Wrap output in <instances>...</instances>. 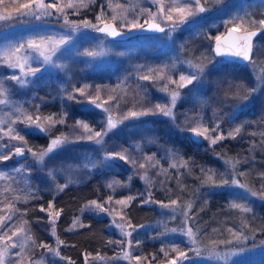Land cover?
I'll use <instances>...</instances> for the list:
<instances>
[{"label": "rangeland", "instance_id": "rangeland-1", "mask_svg": "<svg viewBox=\"0 0 264 264\" xmlns=\"http://www.w3.org/2000/svg\"><path fill=\"white\" fill-rule=\"evenodd\" d=\"M208 1L201 0V5L206 8L205 12H198L196 15L188 17L183 23H178L179 16L173 13V21H177L174 29L170 28L160 34H138L123 40L109 39L106 35L95 31L91 27H70L66 24L64 16L59 14L43 17L39 20L31 17H24L19 20H0V55L11 46L38 36L51 37L56 42L60 41L61 37H63L66 41V43L58 45V51L52 56L51 63H45L43 57L36 52L29 53V65L33 69H40L35 76H22L19 68H10L0 59V65H3L5 69V76H1L0 73V88L4 89V94L0 95V99L6 101V103L0 104V129H2L0 131V137H2L0 139V154L7 153L11 157L9 160H6V163H3L4 160H0V172L4 174L3 178H0V217H6L9 214L13 215L12 221H8L4 230H8L9 227H11V231H15L18 227L29 228L19 217L15 203L17 200L23 199L22 197L28 192L27 189H29L31 182H35L39 189L53 194L60 187L85 180L90 171L95 167L106 169L108 174H106L105 179L116 187L114 189L113 187L112 189L110 188L111 190L108 189L102 199L93 200L103 203L109 196H112L113 200L139 197L140 199L142 198L144 204L162 209L160 214H166L167 220L173 218L175 212L172 211V207L175 206L162 208L160 203L151 194L157 186L158 178L156 172L151 169L153 168V162L148 163L145 160V157L153 154L152 151L156 145L154 138L161 136L160 133H168L162 128L163 122L173 127L175 124L182 125L181 123L184 122L187 125L188 123H194L192 127L198 123L207 126L209 129L218 126L217 132L213 133V136L224 135L225 133V127L219 120L211 121L205 116L198 117L197 113L189 110L188 105L178 111L176 108L179 105L178 100L180 96L188 89H193L195 90L193 91V96L198 98L200 95H195L196 90L199 92L208 89L212 81L216 83L220 79L231 78V80H237L239 88L237 96L233 97L232 102L224 105V110L229 114L227 116L229 119H233L234 115L239 111L253 107L255 103L264 102V88L252 93L248 100L242 99L243 96L249 94L248 89L254 86V78L260 79L261 76H264V33H261V38L256 37L253 41L255 62L253 64L245 63L244 68L232 69L230 72H226L227 74L223 71L221 73L215 65L220 63V61L222 62L224 58L213 55L211 50V43L214 41V37L223 34L227 29L226 22L232 17L248 14L257 20L264 18V0H219L217 3L218 8L215 11L209 10L206 4ZM24 2H27V0H19L17 4L11 5L0 4V14H14L16 6ZM46 2H49V0H46ZM60 2L68 3L69 0H60ZM85 2L88 4V7H80L78 9L68 8L65 10L67 20L72 22L73 25H80L83 21L88 20L92 24L100 26L102 23L98 22L96 17L102 12L107 18L106 22L112 21L111 16L114 14L112 7L119 4L126 9V12H122V9L117 8L116 13H121V18L112 22L121 30H129L132 28L129 21L135 20L139 24H144L145 20L149 18L146 10H150L151 12L157 11V5L152 0H85ZM110 4L112 7L109 6ZM92 5L94 7L91 16H80V11ZM192 7L195 10L194 0ZM260 11V16H255ZM124 15H126V19L123 18ZM208 15L210 17V26L207 28V33L204 36L201 34L202 32L198 33L197 31H199L200 23ZM157 21L161 25L166 26L167 24H173V21L161 20L159 17ZM228 27H231V25H228ZM251 28L253 27H249L248 29L251 30ZM203 36L207 37L206 40L208 41L204 46L200 45L202 44L201 38ZM199 38L200 41L196 42ZM177 39H180V47L178 49L175 45L177 44ZM195 42L196 46L194 45ZM186 47L187 50L183 53ZM89 53H95V55H89ZM201 63L206 65L203 74L197 73L193 67V65ZM25 70L27 71V68ZM190 74H197L199 78L185 88H178L177 84L169 83V78L179 81L180 75L187 76ZM149 75H152V77ZM12 76L21 77L23 82L19 83L12 80ZM144 76H149V79H142ZM35 79L40 80L35 94L38 96L39 103L46 102L48 99L47 94L52 95L53 89L63 93L60 94V97H65L63 101L65 107L56 114L57 117L62 116L64 123L59 124L58 134L51 135L48 133L51 135L49 143L51 138L60 137L62 133L72 141L50 154L43 162H37L27 151L23 156H15V147L13 146H20V143L3 135L10 126L16 129V125L21 123L20 121L25 116L31 115L33 118L39 116V114H35L32 110L31 113L23 112V100L21 101L14 97L13 92L11 93V89L7 86V82L11 80L13 85H16V88L21 90L32 83L34 84ZM135 79H138L137 82L142 86L141 88L146 92L145 94L140 91L136 92V88L132 91L133 98L117 96L115 98L107 97L102 99L99 97L97 101L98 103H103L105 107L111 110L113 120L117 122L116 127L103 137V144H96L93 140L87 139V133L82 129L74 127L77 121H84L94 131L101 130L102 122L106 121L108 114L103 112L102 109L92 107L88 103V99H86V96L95 99L99 82L107 84L113 81L112 85L126 89ZM115 82L118 83L115 84ZM135 85L133 84V86ZM165 85H167V92L161 91ZM257 87L259 86L257 85ZM81 88L86 89V96H81L77 91V89ZM174 90L179 91L180 95L177 98L175 106L172 108V117L159 114L146 115L139 118L124 119L122 123L118 122L130 110L142 111L154 108L156 104H168L170 99L169 93ZM70 94L75 99L69 100L68 96ZM127 94L129 95L128 92ZM78 101H82L83 103H78ZM177 115L179 116L177 117ZM193 117L198 118L193 120ZM177 119L179 120L178 124L176 122ZM13 121H15L14 124L12 123ZM20 127L32 133L42 134L34 129H26L24 123H21ZM170 128L173 129L172 127ZM188 133L191 138L198 140V142L211 144L208 140L196 138L189 130ZM81 136L84 138L80 139L79 137ZM47 146L33 151H42ZM8 150L10 151L7 152ZM121 150L136 159L138 164L145 163L148 176L152 180L151 185L142 179L145 169L125 164L124 161L120 160L105 159L108 152H118ZM170 161L168 160V162ZM157 162L159 163L158 160ZM25 164L28 165V168ZM173 164L172 168H174ZM154 165L156 166V164ZM123 168L127 169L128 172L122 177L121 170ZM233 178H235L234 175H231L227 179L231 180ZM222 188H225L227 192L229 191L228 195L231 199H235L238 194L239 197L245 193L244 189L236 186H223ZM251 197V199L258 203L262 202L258 199V195H251ZM90 201L80 207L79 213L75 217H72L70 228L73 229L80 226V215L82 213H91L95 216L107 218L108 227L116 235L114 238V251L110 254H90V264H130L129 260L122 258L123 252H121V248L116 243V241L124 240L125 237L120 235L118 229L110 226L113 216H109L106 213L97 214L87 210L81 211ZM9 204L14 206L11 210L8 208ZM192 204L193 202L191 201V206ZM105 207L115 208L116 211L113 215L117 219L121 215L124 216V208L121 210L120 205L110 203L106 204ZM248 207L250 208V204ZM181 210L188 209L185 207ZM54 211L53 209H48V207L45 209V218L39 227L41 230L46 231L48 238L47 240L37 242V244L43 242L59 250L61 244L58 245L56 243L57 234L55 236L51 234V225L48 219L49 212ZM202 211H204V207L200 202V205L197 206V212ZM124 218L125 221H128L125 216ZM183 219L181 215L177 224H172L170 221L171 223H168V225L164 224L165 221L163 219L157 222L142 224L143 227L132 224L133 226H137L133 235L128 238L132 240V247L130 249L126 247L125 251L130 250L133 255H141L139 254V244L136 241L140 242L143 239H148L163 243H160V255L157 256L152 253L141 255L142 257H148L151 260V264H168L169 259L177 256V252L172 251L173 247H176L178 251L187 253L188 258L179 261V264H264V243L259 244L256 240L248 242L242 240L239 244L233 242V244L218 246V251L222 253L230 252L231 255L227 259L209 258L206 249L210 245L202 247L196 243L193 244L187 236L180 234V229L191 227V223H189L191 221L185 225L182 223ZM12 225H15V227H12ZM191 228L194 230L193 227ZM172 229H177V232L173 233ZM128 230L131 231V229ZM11 231L8 232L9 235H11ZM28 234L33 236L31 232ZM0 235H3V230H0ZM176 238L186 240L188 245H172ZM13 239L15 240L16 238L14 237ZM0 247H3L2 243H0ZM161 249L164 251L162 252ZM196 249L200 250L199 254ZM17 251L20 250L12 249L10 255L15 258L14 254ZM164 252L168 253L167 257H165ZM41 254H43L44 264H69V261H73L65 256L67 259H61L60 257H63L62 254L56 256L51 252H47L44 248L33 247L30 241L22 256L25 257V264H28L29 257L32 260H38L41 258ZM97 254L103 257V259L92 260V257L97 256ZM85 255L87 254L83 255L82 264H84ZM116 256H120L121 258L113 259ZM153 257L155 259H152ZM131 264H136V262L131 261ZM141 264H148V262L142 260Z\"/></svg>", "mask_w": 264, "mask_h": 264}, {"label": "trees", "instance_id": "trees-1", "mask_svg": "<svg viewBox=\"0 0 264 264\" xmlns=\"http://www.w3.org/2000/svg\"><path fill=\"white\" fill-rule=\"evenodd\" d=\"M18 1L4 0V4H17ZM217 3V0L206 2L209 10L212 11L218 8ZM93 7L94 5L80 11V16H91ZM260 13L261 11L256 13L255 16H260ZM209 19L208 15L200 23L198 33L202 32L201 34L206 35L207 28L210 26ZM204 36L201 38L202 44H200L203 46L208 42L206 40L207 37ZM260 36L261 34L257 38H261ZM179 40L177 39V44H175L177 49L180 47ZM198 41H200V38L196 42ZM187 47L183 50V53L187 50ZM246 64L231 60L223 68L221 67V61L215 65L221 73L222 71L226 73L235 68H244ZM4 72V66L0 65L1 76H5ZM149 76L152 77V75ZM235 80L227 78L220 79L216 83L212 81L208 89L199 92L196 90L195 95H200L198 98L193 96V91L195 90L188 89L180 96L179 105L176 108L179 111L188 105L189 110L197 113L198 117L205 116L211 121L219 120L225 127L224 135L226 134V136L223 140L216 144L198 142V140L191 138L188 133L194 123H188L187 125L185 122L181 123L182 125L175 124L174 127L163 122L162 128L168 133H160L161 136L154 138L156 145L153 148L151 157H153L152 162L156 166L151 169L156 172L158 181L151 194L158 202L163 201L165 203L170 202V200H177L180 209L185 208L188 202H193L191 208L187 211L190 216H195L196 223H189L194 228L196 244L202 247L209 246L211 241L218 242V246L227 245L219 243V241L232 239L226 231L227 228L243 230L247 236V239H245L247 242L256 240L259 244L264 243V199H261L258 195V199L262 201L258 203L251 199V195L246 191L243 193L244 195L238 197V194L235 199H231L228 195L229 191L227 192L225 188L202 183L205 178V172L211 169L216 173V179L220 177L227 179L234 175L241 183L248 184L250 188L258 193L262 190L261 185L264 184V179L261 178V174L264 173V102L255 103L253 107L239 111L234 115L233 119H229L227 117L229 114L224 110V105L231 103L233 97L237 96L239 86L237 85V80ZM137 81L138 79L132 81L126 89L112 85L113 81L107 84L99 82V97L102 99L107 97L115 98L117 96L133 98L132 91L136 88V92L140 91L145 94L146 92H144ZM34 82V84L32 83L21 90L17 89V86L13 85L11 80L7 82V86H9L15 98L23 100L24 106L22 110L24 113H31L32 110L41 117H46L49 114L57 116L56 114L65 107L63 103L65 97H60V94L63 93L52 88L53 94H47V101L39 103L38 96L35 94L40 80L35 79ZM117 83L115 82V84ZM133 84L136 85L133 86ZM198 117H193V120ZM178 121L177 119V124ZM59 124L57 123L51 129V135L58 134ZM20 126L21 123H18L16 130L25 136L28 141V147L32 148V150H40L48 145L51 135L32 133L22 129ZM237 127H240L241 131L233 138L229 133H233ZM168 160H171L170 162L174 164L168 162ZM228 160L236 162L235 169L230 164L225 163ZM6 162L3 161V163ZM185 162H187L185 167L179 166ZM172 164L177 166L172 168ZM25 165L28 168V165ZM127 172L128 170L123 168L121 176L123 177ZM240 172H244L245 175H239ZM106 174H108L106 169L95 167L85 180L67 184L63 187V191L58 190L53 194L39 189L35 182H31L29 189H27L28 192L22 197L23 199L17 200L15 208L18 209L16 211L19 217L30 228V232L36 242L44 241L48 238L46 231L41 230L39 225L43 223L45 218V212L41 211V208L46 209L49 202H51L54 205L53 210H62L56 222L55 230L58 238L64 242L59 247L60 254L63 257H68L75 264H82L84 254L112 253L115 248L114 238L116 235L108 227L107 218L95 216L91 213H82L80 215V226L73 229L70 228L72 217L79 213L80 207L90 200L102 199L105 192L110 189V183L105 179ZM115 187L113 185V189ZM200 202L203 204L204 211L197 212V206L200 205ZM233 202L248 206L250 204L252 211L241 213L238 210L231 209L230 204ZM161 212L162 209L144 204L142 198L140 199L139 197L133 199L123 211L126 219L133 225L157 222L160 219L165 221V225L171 222L172 224H177L181 217L180 211H176L173 216L175 218L167 220V215L160 214ZM241 218L247 220L248 228H242ZM214 229L217 231H213ZM109 241L112 243H109ZM160 243L163 244L161 241L141 240L138 245L139 254L148 255L152 253L157 256L160 255ZM176 244L188 245L187 241L181 238H176L172 245Z\"/></svg>", "mask_w": 264, "mask_h": 264}, {"label": "snow or ice", "instance_id": "snow-or-ice-1", "mask_svg": "<svg viewBox=\"0 0 264 264\" xmlns=\"http://www.w3.org/2000/svg\"><path fill=\"white\" fill-rule=\"evenodd\" d=\"M152 2L157 5V11L151 12L150 10H146L148 12V19L145 20L144 24H139L135 20L129 21L132 28H138L143 29L145 25H147L149 30L157 31V32H164L165 29L161 27L160 23L157 21V18L161 20H167V21H173V13L178 14L179 20L178 23H183L188 17L196 15L198 12L203 13L206 11V8L201 5V0H194L195 2V10H193L192 2L193 0H152ZM219 2V0H217ZM4 0H0V4H3ZM112 7V5H109ZM80 7H88V4L85 2V0H69L68 3H62L60 0H49V2H46V0H27V2L19 3L16 6L15 13H9V14H0V20L6 21V20H12V19H21L24 17H31L34 19H42L43 17H49L53 15H62L64 16L66 24L70 27H85V28H93L95 31L105 33L106 35L111 36H119L121 35V32L117 30V27L115 24H109L106 22V16L102 12L99 16L96 17L97 21L102 23L103 26L100 27L97 24H92L90 21L85 20L80 25H73L72 22L67 20V14L65 12L68 8H80ZM120 8L122 9V12H126V9L123 8L122 5H115L112 7L113 15L111 16L112 21H116L117 19L121 18V13H116V9ZM126 19V15L124 17ZM177 21H173V29L176 27ZM228 25H231V27H228ZM249 27L256 28V31H247ZM226 28L228 32L227 37L223 36H215V54L219 57H223L224 60L221 62V67L223 68L227 64L231 62L230 58H238L241 59L249 64H253L255 62V55L253 53L254 48V42L253 38L256 37L258 34L264 33V18H261L259 20L252 18L248 14H245V16H236L232 17L229 21L226 22ZM243 30L242 35H236L233 36L234 33L241 32ZM60 43H66V41L61 37V40L56 42L53 41L51 37H44V36H38L35 38H30L26 40L23 43H19L16 45L11 46L9 49L4 51L2 55H0V59L3 60L4 64L7 65L10 68H19L22 76H35L38 71H40L39 68L33 69L29 65V59H30V52H36L41 57H43V61L45 63H51L52 56L55 55L56 51H58V45ZM89 55H95V53H89ZM193 67L196 69V72L199 74H203L206 68V65L204 64H195ZM27 68V71L25 70ZM154 71V70H153ZM162 78V77H161ZM199 77L197 74H190V75H180L179 81L172 80L169 78V83L177 84L178 88H185L188 85L192 84L194 80H197ZM12 80H15L19 83H22L21 77L18 76H12ZM142 79H149V76H144ZM255 84L252 88L248 89V95H245L242 97L244 100H248L250 98V95L252 93H255L256 91L260 90L261 88H264V76H261L260 79H255ZM257 85L259 87H257ZM77 91L80 93L81 96H86V89L81 88L77 89ZM161 91L167 92V85L164 86V88L161 89ZM4 94V89L0 88V95ZM180 93L179 91H172L169 93L170 99L168 104L161 105L156 104L154 108H149L142 111H132L130 110L126 115L122 117V120L118 121L119 123H122L124 119L129 118H139L140 116H146V115H163L166 117H172L173 112L172 108L175 106V103L177 101V98L179 97ZM69 100L75 99L73 95L68 96ZM86 99H88V103L94 107L102 109L103 112L107 113L106 121L102 122V127L100 131H94V129L86 122L84 121H77L74 125L75 128L82 129L85 133H87V139L93 140L96 144H103V137L108 134L113 128L116 127L117 122H114L113 117L111 115V110L108 107H105L103 103H98L99 100V90H97L95 94V99H92L90 97L86 96ZM6 103L5 100L0 99V104ZM78 103H83L82 101H78ZM21 123L25 124L26 129H34L35 131H38L42 134H48L51 132V129L55 127L57 123L63 124L64 119L62 116L57 117L52 114L41 117L36 116L33 118L31 115H27L24 117L23 120L20 121ZM13 124L15 121L12 122ZM218 126L213 127L209 129L207 126L203 124H197L194 127H191L189 131L196 137V138H203L205 140H208L211 144H216L220 140H223L225 137L223 134L213 136V133L217 132ZM2 131V129H0ZM241 131L240 127H237L234 129L233 133H229L230 136L233 138L236 134H239ZM4 136L9 137L11 140H16L20 143V146H13L15 147L14 155L19 157L23 156L25 152L27 151L30 153L33 158L37 162H43L46 157H48L50 154L54 153L56 150L60 149L64 145L71 143L72 141L69 139L68 136L61 134L60 137L51 138L50 143L48 146L43 149L42 151L36 152L33 151L32 148L28 147V141L25 139L24 135H21L19 131H17L14 127H9L6 132L3 133ZM80 139H83L84 137H79ZM2 139V137H0ZM11 157L9 154L4 153L0 154V160H9ZM106 160H120L124 161L125 164H131L134 167H138L140 169H145L144 174L142 175V179L146 180L149 185L152 184L151 178L148 176L147 169L145 163H137V160L132 158L131 156L127 155L123 150L118 152H108L105 156ZM145 160L148 163H151L153 160V157L148 156L145 157ZM186 163L180 164V167H185ZM225 163L230 164L233 169H235L236 162H233L231 160L225 161ZM155 166L154 164L152 165ZM177 165H173V167H176ZM204 171V170H202ZM239 175L244 176V172H240ZM4 174L0 172V178H3ZM261 178L264 179V173L261 174ZM202 183L209 184L210 186H216V187H223V186H236L241 189H244L247 193H249L252 196L259 195L261 199H264V184L261 185V191L258 193L257 191L253 190L248 186L246 183H241L238 179H224L223 177H220L219 179H216V173L209 169L207 172H205V178L202 180ZM110 188L113 187L112 184L109 185ZM59 191H63V187H60L58 189ZM135 199L134 197H127L126 199L122 200H113L112 196H109L106 201L103 203H98L96 200L90 201L84 209L81 211H90L95 212L97 214L99 213H106L109 216H113V219L111 221V225L119 230V233L121 236L125 237L124 240L116 241L117 245L121 248V252H123V259L129 260L130 264L131 261H135L136 264H141L142 260H145L148 262V264H151V260H149L148 257H142L141 255H133L132 252L125 251V248H131L132 247V240L128 239L133 235V232L136 230L137 226H133L130 221H125V218L123 215L117 219L113 213L116 211L115 208L112 207H105L106 204L114 203L116 205L121 206V210L123 208H126L127 205L131 200ZM162 208H169L172 207V211H180V214L183 216L182 223L187 225L189 221H191L193 224L196 223L195 216H190L188 214L187 210H181L177 200H170L169 203H164L163 201L159 202ZM14 206L12 204L8 205V208L11 210ZM187 209L191 208V202H188ZM54 205L49 202L48 209H53ZM230 208L234 210H238L241 213H249L251 212V208H249L245 204L236 203L233 202L230 204ZM18 211V209H17ZM41 211H45L44 208H41ZM62 210L49 212V223L51 225V234L53 236L56 235L55 232V225L57 220L59 219L60 213ZM175 218V217H173ZM13 215L9 214L6 217H0V230H3V235H0V243L3 244V247H0V264H25V257L22 256V253L24 250L28 247L29 241L31 242V245L33 247L38 248H44L47 252H51L56 256H60V252L57 248H54L48 244H45L43 242L37 244L36 240L31 236L30 234V228L26 227H18L15 231H11V227L8 228V230H4L6 228V225L8 221H12ZM241 225L242 228H248V222L247 220L241 218ZM12 227H15V225H12ZM139 227H143L140 225ZM128 229H131L129 231ZM11 231V235L8 234V232ZM173 233L177 232V229L171 230ZM213 231H217L214 229ZM226 231L229 233V235L232 237L231 240H223L219 241V243L222 244H233L235 242L236 244H239L242 240L247 239V236L243 230H238L234 228H227ZM180 234L187 236L190 241L195 244L197 243L196 240V234L193 232V229L191 227H185L179 230ZM16 238L15 240L13 238ZM26 237V238H25ZM56 243L63 244L64 242L59 240L57 237ZM109 243H112L109 241ZM137 244H139V241H136ZM12 249H19L20 251H17L14 254V257L10 255ZM208 257L209 258H218V259H227L231 253H222L218 251V242L211 241L210 246L207 247ZM163 252L164 250L161 249ZM173 252H177V256L175 258L169 259L168 264H179V261L187 259V253L184 251H178L176 247L172 248ZM197 253L199 254V249H196ZM165 257L168 256L167 252H164ZM90 254L85 255L84 258V264H90L89 261ZM61 259H67L65 257H60ZM120 256H116L113 259H120ZM103 259V257H100L99 254L97 256L92 257V260H99ZM152 259H155L154 257ZM28 264H44L43 261V254H41V258L38 260H32L30 257L28 258ZM69 264H75L74 261H69Z\"/></svg>", "mask_w": 264, "mask_h": 264}, {"label": "water", "instance_id": "water-1", "mask_svg": "<svg viewBox=\"0 0 264 264\" xmlns=\"http://www.w3.org/2000/svg\"><path fill=\"white\" fill-rule=\"evenodd\" d=\"M107 23L114 24V22H112V21H107ZM172 25L173 24H167V26L166 25H161V27H163L165 29V31H167L168 29L172 28ZM102 26H103V24L100 25V27H102ZM117 30L121 32V35H119V36H111V35H106L105 33H102V32H100V33L103 34V35H106L109 39H113V40H115V39L116 40H123V39H127L128 37H131V36H134V35H138V34H146L147 35V34H155V33L156 34H160V33H163V32H157V31L149 30L147 25H145V27L143 29L131 28L129 30H126V29L125 30H121V29L117 28ZM256 30H257L256 28H251V30L248 29L247 31H256ZM242 34H244L243 31L238 32V33H234L233 36L242 35ZM221 36H223V37H227L228 36L227 29L223 32V34ZM256 37L253 38V41L255 40ZM211 44H212V46H211L212 53H213V55H216L215 51H214L215 41H213ZM230 60H233V61H236V62H239V63H246L245 61H243L241 59H238V58H230Z\"/></svg>", "mask_w": 264, "mask_h": 264}]
</instances>
